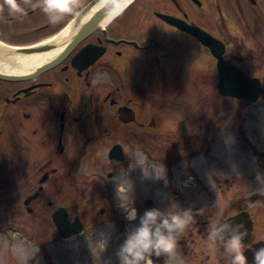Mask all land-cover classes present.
I'll use <instances>...</instances> for the list:
<instances>
[{
  "label": "flooded vegetation",
  "instance_id": "obj_1",
  "mask_svg": "<svg viewBox=\"0 0 264 264\" xmlns=\"http://www.w3.org/2000/svg\"><path fill=\"white\" fill-rule=\"evenodd\" d=\"M17 2L23 14L10 11L0 0V55L33 48L60 52L24 75H10L0 69V185L7 188L0 194V204L5 206L8 225L26 224V215L33 216L29 217L32 221L55 231L51 242L75 240L97 229L103 231L113 222L107 215L117 214L110 205L116 186L107 180L113 182L119 170L126 167V160L136 175L140 170L143 173L135 157H139L146 171L153 166L155 116L165 106L184 107L179 94L155 95L154 87L170 82L184 85L191 71L199 85L201 76H195L192 66L201 64L204 50L214 63L217 88V59L194 34L160 15L184 21L221 41L223 60L241 70L246 80L258 79L262 88L259 102L264 96V0H146L139 5L138 0H131L113 15L110 13L116 0H76L73 11L58 15L55 22L41 10V0ZM165 5L167 10H162L160 6ZM144 6L149 8L148 13H139ZM64 28H68V37L52 41ZM239 32L243 38L241 47L234 42ZM200 107L195 108L194 117L198 118L194 124L199 131ZM119 151L123 162L115 160ZM202 157L213 160V156L202 154L199 145L189 153L188 160ZM100 164L108 166L109 171H97ZM262 170L257 160L252 175L257 176ZM166 177L177 181L178 176L170 172ZM77 182L93 185L92 206L71 219L76 195L73 184ZM35 183L37 191L25 197V191H31ZM20 184H24L21 198L11 194ZM43 184L50 186L55 196L58 191L63 193L60 205L50 214L36 207V199L46 187ZM222 185L231 186L225 178L218 187L199 184L194 205H188L190 194L171 190L173 197H180L171 202L173 208H191L194 213L203 209L204 214L196 215L185 229L178 240L177 253L171 258L162 257L159 264H231V256L221 244L209 239V233L215 225L240 214L245 216L239 224L248 232L243 254L264 243V195L256 192L261 184L248 196L229 202V208L212 225L211 207ZM142 204L148 209L167 210L162 205L153 207L150 199ZM58 209L66 214L71 228L80 226L81 233L61 239L53 220ZM120 221L113 226L125 240L126 223ZM101 236L94 234L86 241L106 240ZM119 240L113 237L106 241H110L109 246H118ZM46 261L51 264L49 258ZM246 261L253 264L250 259Z\"/></svg>",
  "mask_w": 264,
  "mask_h": 264
},
{
  "label": "rangeland",
  "instance_id": "obj_2",
  "mask_svg": "<svg viewBox=\"0 0 264 264\" xmlns=\"http://www.w3.org/2000/svg\"><path fill=\"white\" fill-rule=\"evenodd\" d=\"M141 3H146V0H138L137 4ZM160 8L167 10L166 5L160 6ZM148 9L144 6L139 13L147 14ZM234 42L241 47L243 38L240 32L235 34ZM201 56V64L192 66L196 73L195 76H201L199 85L193 80V71H191L184 85L175 86L170 82L164 87H154L155 95L171 97L179 94V98L184 104V107L181 104L169 108L165 106L160 111L159 116H155L156 130L152 140L154 147L153 166L162 164L166 176L170 172L176 173L177 181L167 177L166 180L156 179L154 175L146 177L140 169L136 175L134 167H130V163L126 160L124 163L126 167L120 168L121 170L116 174L113 182L107 180L108 183H113L116 186L110 205L116 209L117 214L107 215L113 219V222L107 224L103 231H99V229L93 232L89 231L76 237L75 240L69 239L68 241L58 239L51 242L53 240L49 239L56 235L55 231L45 225H40L37 221H32L29 217L33 216L26 215L28 218L26 224L22 223V225L15 227L8 225L7 216L3 212L5 206L0 204V264H47L46 258H49L51 264H97L93 251L98 254V249L102 245L86 241L88 237L94 234L96 236L102 235L101 238L110 239V241L113 237L120 239L118 246H109L110 241L107 242L106 249L100 253L101 264L103 262L119 264L117 252L124 239L122 240L121 236H118V231L113 223L120 224V220L124 221L127 231L133 224H138L139 216L148 209L142 204L144 200H152L153 207L162 205L169 209L174 207L171 202L180 198L173 197L175 193L171 190L181 189L184 195L185 193L190 194L188 205L191 203L194 205V202L198 200L195 192L199 189V184L205 183L208 186L218 187L225 178L231 186L222 185L220 189L218 188L220 191L216 203L211 207L212 225H215L225 208H229V202H235L238 198L248 196L253 192V189L261 184L257 176L264 178V171L262 170L259 175L253 176L252 169H255L257 160L264 169V96L256 106H251L246 101H235L222 96L216 88L214 63L204 50ZM197 105L201 106L199 122L202 129L200 131L194 124V121L198 119H194ZM199 145H201L202 154L213 156V160L202 157L199 160L189 162V153L193 149L195 150V147L199 148ZM132 152L130 150L129 153L133 155ZM184 154L186 157H181ZM177 158H181V160ZM173 159L177 160L172 162ZM171 164L173 165L171 166ZM96 169L104 174L109 171L108 166L101 164ZM254 179L255 181H253ZM23 185L20 184V186L12 189L11 194L22 193ZM177 185L179 188L176 187ZM73 186L76 195L75 204L70 213L71 219L80 210L91 207L90 201L93 199L91 197L93 195L91 183L77 182ZM118 186L120 196L130 197L137 212L136 221L129 222L125 219L126 213L120 207ZM37 188L38 183H35L31 191H25V197L33 194ZM6 191L7 188L0 185V194ZM62 194L61 191H58L55 196L50 186H46L39 198L36 199V207L44 211L48 210L50 214L60 205ZM17 196L21 198L22 194ZM10 197L9 199H11ZM0 202L3 203V199H0ZM48 203L53 204L48 206ZM200 205L204 206L203 204ZM36 248H38L37 252H35ZM162 257L159 259L153 257L155 264H159Z\"/></svg>",
  "mask_w": 264,
  "mask_h": 264
},
{
  "label": "clouds",
  "instance_id": "obj_3",
  "mask_svg": "<svg viewBox=\"0 0 264 264\" xmlns=\"http://www.w3.org/2000/svg\"><path fill=\"white\" fill-rule=\"evenodd\" d=\"M10 11L23 14V9L17 0H4ZM76 0H41V10L55 22L58 15L71 13ZM135 163L141 166L145 176L154 175L156 179H165V169L162 164L152 166L147 171L143 164L140 163L139 157H135ZM131 167V165H130ZM261 186L256 189L259 195H264V178L258 176ZM118 195L120 188H117ZM121 200L120 207L124 209L125 219L129 222L137 220V212L133 207L130 197L127 198L119 195ZM203 209H179L171 207L161 211L158 208L146 209L143 215L139 216L138 224H133L126 233V239L117 252L119 264H155L153 257L171 258L175 255L178 240L194 221L196 215H203ZM230 233V234H229ZM248 236V232L243 224H232L224 221L215 225L209 233V239L221 244L225 251L231 256V264H247L246 257L243 255V241ZM95 244L102 245L98 249V254L93 251L97 264H101L100 253L107 246V241L102 240ZM92 247V245H91ZM38 248H36V251ZM35 254V253H34ZM254 264H264V247L255 249ZM108 264V262H103Z\"/></svg>",
  "mask_w": 264,
  "mask_h": 264
},
{
  "label": "water",
  "instance_id": "obj_4",
  "mask_svg": "<svg viewBox=\"0 0 264 264\" xmlns=\"http://www.w3.org/2000/svg\"><path fill=\"white\" fill-rule=\"evenodd\" d=\"M111 1H115V0H111ZM160 17L166 20L167 22L176 25L180 29H183L185 31L194 34L201 41V43L209 49L212 56H214L217 59V75H218L217 90L219 94H221L224 97L231 98L235 101L246 100L252 105L257 104V102L259 101L262 95V88L259 84L258 79L246 80L241 70H239L235 66L223 60L222 54H223L224 46L221 41H218L210 37L203 31L190 27L184 21L166 15H160ZM45 50L46 48H33V49H22L19 50L18 52L20 53L43 52ZM4 78L6 79V78H14V77H4ZM115 160L120 162L124 161V156L122 154V151H119V154L117 158H115ZM244 216L245 214H240L234 218L227 219L226 221L231 222L232 224H239L242 221H244ZM53 220L56 223V227L60 234V237L64 240L72 236L78 235L82 231L81 229H79L80 226L78 225L77 228L75 229H73L74 227L71 228V225H69V223L67 222L66 214L63 213L62 209H58L56 212H54ZM260 247H264V243L257 244L256 246L253 247V249H251L250 251H248L246 254L243 255L246 257V259H250V261L254 264L253 252L255 249H258Z\"/></svg>",
  "mask_w": 264,
  "mask_h": 264
},
{
  "label": "bare ground",
  "instance_id": "obj_5",
  "mask_svg": "<svg viewBox=\"0 0 264 264\" xmlns=\"http://www.w3.org/2000/svg\"><path fill=\"white\" fill-rule=\"evenodd\" d=\"M131 0H116L115 4L112 7L111 15L116 14L122 10ZM99 8V6H97ZM68 28H64L58 32L53 38L52 41H61L68 37ZM60 52L59 49L48 50L45 52H3L0 55V62L3 63V66L0 64V69L10 75H24L34 70L35 68L41 66L43 63L55 57ZM14 65H11L13 64ZM8 64V65H7Z\"/></svg>",
  "mask_w": 264,
  "mask_h": 264
}]
</instances>
